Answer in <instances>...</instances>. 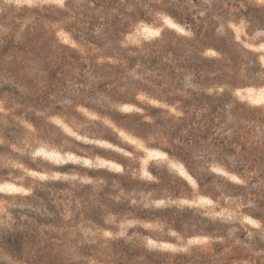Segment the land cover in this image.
<instances>
[{"label": "rangeland", "instance_id": "374dc122", "mask_svg": "<svg viewBox=\"0 0 264 264\" xmlns=\"http://www.w3.org/2000/svg\"><path fill=\"white\" fill-rule=\"evenodd\" d=\"M253 4L0 0V264L247 263L198 231L259 228L223 160L264 154V32L236 10ZM39 192L61 206L52 224L32 217ZM251 236L242 250L264 256Z\"/></svg>", "mask_w": 264, "mask_h": 264}, {"label": "trees", "instance_id": "16d2710c", "mask_svg": "<svg viewBox=\"0 0 264 264\" xmlns=\"http://www.w3.org/2000/svg\"><path fill=\"white\" fill-rule=\"evenodd\" d=\"M197 0H195L196 2ZM202 4V3H201ZM211 3H204L205 8L212 10L210 5ZM237 16L244 15L245 19L248 20V28L250 30L258 28L264 32V4H253L249 5L246 10L241 8L236 9ZM186 21H183L184 24L191 23L190 18H186ZM195 33L201 40L204 42L207 41L210 31L204 30L200 31L199 28L195 29ZM188 42H195V38L188 40ZM204 48H213L216 51L223 52L212 44H202ZM202 51V50H201ZM213 122L206 124V129L208 131H213L214 126L211 125ZM223 142V141H221ZM260 148H255V151L247 156L246 154H241L240 151L236 152L234 149H226L227 157L233 156V162L229 163L227 159H223L225 165L229 168L228 170L236 175L242 182L232 184L233 189L230 193L227 194L228 197L235 199L238 203L242 205L241 214L245 215L258 222L259 228H251L247 225H242L239 222L230 221L227 218L213 219L202 217L203 219V228L201 231H198V234H205L212 238L224 239V242H213L214 248L217 251H220L226 246L231 247L230 254L231 260H247V263L239 264H262V259L264 256H259L258 258L253 259L252 253L248 251H243L246 248L244 247L243 242H247V235H252L251 239L254 242V249H260L262 244H260V239H264V154H260ZM264 148V145H263ZM253 151V150H252ZM32 167V166H31ZM40 197L37 200L38 204L42 205L40 211L34 212L32 217L38 223L52 224L55 222L56 218H59V210L61 208L60 204H55L52 201V197L48 192L37 193ZM40 200L44 201L45 204L39 203ZM47 211L51 212L54 215H50ZM19 222V221H17ZM24 224V223H22ZM19 224L15 225V230L13 231H4L2 234L5 236V243L7 249L12 256L17 257L21 254L22 248V235H30L28 227H22L19 229ZM234 228L231 232L229 230ZM249 242L250 239H249ZM243 249V250H242Z\"/></svg>", "mask_w": 264, "mask_h": 264}, {"label": "clouds", "instance_id": "9594fccd", "mask_svg": "<svg viewBox=\"0 0 264 264\" xmlns=\"http://www.w3.org/2000/svg\"><path fill=\"white\" fill-rule=\"evenodd\" d=\"M69 159H72L71 157H69Z\"/></svg>", "mask_w": 264, "mask_h": 264}, {"label": "snow or ice", "instance_id": "6c2138e0", "mask_svg": "<svg viewBox=\"0 0 264 264\" xmlns=\"http://www.w3.org/2000/svg\"><path fill=\"white\" fill-rule=\"evenodd\" d=\"M18 2H19V0H18Z\"/></svg>", "mask_w": 264, "mask_h": 264}]
</instances>
